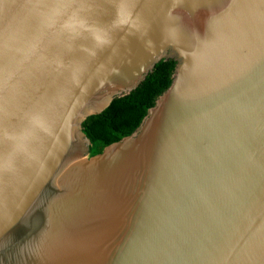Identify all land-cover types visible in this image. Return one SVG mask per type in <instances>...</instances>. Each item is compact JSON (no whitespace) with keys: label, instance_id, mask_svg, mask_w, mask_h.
<instances>
[{"label":"water","instance_id":"95a60500","mask_svg":"<svg viewBox=\"0 0 264 264\" xmlns=\"http://www.w3.org/2000/svg\"><path fill=\"white\" fill-rule=\"evenodd\" d=\"M0 264H264V0H0Z\"/></svg>","mask_w":264,"mask_h":264},{"label":"trees","instance_id":"16d2710c","mask_svg":"<svg viewBox=\"0 0 264 264\" xmlns=\"http://www.w3.org/2000/svg\"><path fill=\"white\" fill-rule=\"evenodd\" d=\"M173 66L171 59L159 60L134 89L114 97L104 109L81 122L82 133L93 141L88 156L137 127L155 98L169 85Z\"/></svg>","mask_w":264,"mask_h":264}]
</instances>
